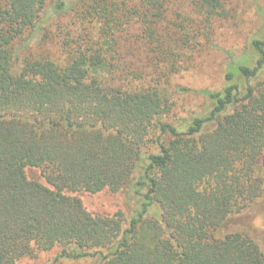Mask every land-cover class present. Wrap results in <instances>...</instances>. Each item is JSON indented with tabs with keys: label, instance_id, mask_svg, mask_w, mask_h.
Listing matches in <instances>:
<instances>
[{
	"label": "trees",
	"instance_id": "trees-1",
	"mask_svg": "<svg viewBox=\"0 0 264 264\" xmlns=\"http://www.w3.org/2000/svg\"><path fill=\"white\" fill-rule=\"evenodd\" d=\"M71 3L50 11L72 13L52 54L30 47L48 0H0V264L55 248L77 264H264L244 219L264 195V38L230 55L221 91H199L209 113L175 124L159 78L135 85L124 54L141 42L157 72L173 55L157 29L170 0ZM196 5L201 22L221 14L222 0ZM122 190L130 210L112 215L78 196Z\"/></svg>",
	"mask_w": 264,
	"mask_h": 264
},
{
	"label": "rangeland",
	"instance_id": "rangeland-1",
	"mask_svg": "<svg viewBox=\"0 0 264 264\" xmlns=\"http://www.w3.org/2000/svg\"><path fill=\"white\" fill-rule=\"evenodd\" d=\"M57 1L48 0V19L36 32L30 47L40 46L42 50L52 54L58 52V42L62 32L60 25L65 30L72 13L51 14L50 11ZM67 1L70 2V7H74L71 2L75 0ZM197 1L170 0L168 16L161 21L157 29L161 33L165 47L173 55L168 56L164 63H158L160 68L158 72L151 67L150 59L141 42H134L124 50L127 61L132 64V70L136 72L131 76V81H134L135 85L154 84L159 78L162 88L166 89L173 103L172 111L165 120L175 124L185 123L194 115L209 113L212 103L199 91H221L225 86L230 55H235L239 60L246 55L254 56L252 41L264 38V7L261 0H222L221 14L213 17L209 23L201 22L203 17L196 5ZM176 21L184 24V28L173 27L172 22ZM131 33L135 35L136 30L133 29ZM26 47V41L23 40L18 44L17 49L23 53ZM249 64L254 65L255 58L251 59ZM257 81L264 83V71ZM26 174L30 180L45 183L39 169L28 168ZM78 196L82 199L85 208L95 214L112 215L119 210L126 212L130 210L126 190ZM257 210L245 214L244 219H249L252 229L264 233V195L258 203ZM243 222L233 220L229 229H234L232 224L243 229L241 228ZM260 245L264 252V240L260 241ZM57 253L58 248L41 252L35 258L24 259L19 264H77L69 261L57 262Z\"/></svg>",
	"mask_w": 264,
	"mask_h": 264
}]
</instances>
